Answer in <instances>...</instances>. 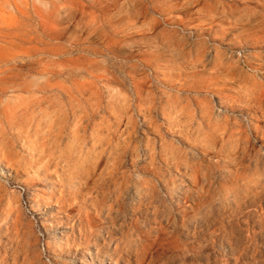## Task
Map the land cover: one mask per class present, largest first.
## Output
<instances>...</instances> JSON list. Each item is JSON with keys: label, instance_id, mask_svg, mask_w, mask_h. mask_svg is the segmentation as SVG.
<instances>
[{"label": "clouds", "instance_id": "clouds-1", "mask_svg": "<svg viewBox=\"0 0 264 264\" xmlns=\"http://www.w3.org/2000/svg\"><path fill=\"white\" fill-rule=\"evenodd\" d=\"M260 122L264 0H0V264H264Z\"/></svg>", "mask_w": 264, "mask_h": 264}, {"label": "rangeland", "instance_id": "rangeland-1", "mask_svg": "<svg viewBox=\"0 0 264 264\" xmlns=\"http://www.w3.org/2000/svg\"><path fill=\"white\" fill-rule=\"evenodd\" d=\"M90 93L86 92L85 95H89ZM260 129H264V122H260ZM253 136L260 142V144L264 145V131H259L257 129L253 130ZM65 141H61L60 146H64ZM20 153L24 155V159H29L32 157L33 153L36 152L38 154V150L44 147V140L41 137L39 143L33 144L31 142H25V146L21 147L19 144L16 146ZM14 163H22V161H14L13 155L10 151L5 149H0V170L11 171L13 169ZM105 161L101 160L99 165L96 168L97 175L104 169ZM47 185L40 184L38 188V195H45V189ZM93 257L88 255L87 253H81L78 257L79 261H92Z\"/></svg>", "mask_w": 264, "mask_h": 264}]
</instances>
